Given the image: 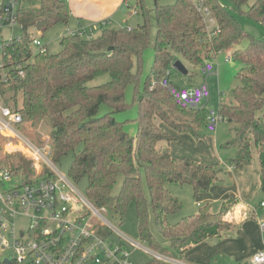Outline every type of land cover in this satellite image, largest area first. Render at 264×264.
Returning a JSON list of instances; mask_svg holds the SVG:
<instances>
[{"label":"trees","instance_id":"16d2710c","mask_svg":"<svg viewBox=\"0 0 264 264\" xmlns=\"http://www.w3.org/2000/svg\"><path fill=\"white\" fill-rule=\"evenodd\" d=\"M232 1L233 12L220 0H177L166 6L155 0L151 10L146 8L145 0H137L134 10L144 19L142 25L105 27L93 40L65 36L60 52L51 54L33 51L31 31L43 36L55 26H68L72 17L67 0H19L16 27L21 35L1 47L4 69L0 70V98L20 114L18 129L27 123L48 121L53 160L59 162L74 153L71 183L87 179V199L96 208L112 209L121 217L133 203L141 240L164 259L181 260L189 250L209 239L232 237L245 222V215L243 219L235 215L240 204L233 200L225 202L218 213L208 205L194 216L184 217L176 224L170 222L182 204L171 194L168 184L189 185L198 196L222 181L221 170L190 159H176L170 152L175 138L161 125L199 141L208 114L204 108L177 106L161 85L176 61L203 69L226 51L229 59L240 65L230 101L222 102L218 112L230 125L231 139L226 147L237 151L231 167L243 170L250 166L255 146L260 188L264 192V40L246 32L234 13L264 29V0ZM202 8H207L215 20L212 29L200 11ZM153 22L155 59L143 92L137 90L135 94L138 132L131 137L113 113L128 108L126 88L139 82L143 54L152 42ZM244 41L248 44L242 48ZM17 63L22 65L19 70L14 68ZM3 75L7 76L6 81ZM106 75L110 77L107 83L90 85ZM102 105L109 106L112 112L98 117ZM26 164L32 165V161L20 153L0 158V167L24 172L29 178L34 170ZM121 177V189L114 195ZM95 230L106 239L113 232L97 222ZM153 259L151 264H165Z\"/></svg>","mask_w":264,"mask_h":264},{"label":"rangeland","instance_id":"374dc122","mask_svg":"<svg viewBox=\"0 0 264 264\" xmlns=\"http://www.w3.org/2000/svg\"><path fill=\"white\" fill-rule=\"evenodd\" d=\"M31 1V0H28ZM177 0H159L161 5H174ZM220 2L228 7L232 12L234 11V3L232 0H220ZM70 1H67L68 7ZM137 4V0H125L124 9H120L117 15L111 21L108 26L113 29H121L125 27L134 28L144 23V19L138 14L134 7ZM145 6L151 10L155 6V0H145ZM241 27L253 35L257 39L264 40V29L257 23L252 22L245 16L234 12ZM84 27L87 25L84 23ZM152 42L145 49L142 58V67L139 74V82L137 84L130 83L126 88L125 101L128 105L127 110L123 112L113 113L115 120L123 124L124 131L131 137H136L138 132L137 119L139 117L138 106L135 103L136 91L143 92L145 88V82L147 78L152 74V68L154 64V40L156 37V26L152 23ZM77 23L71 18L68 26L58 25L45 32L43 36L36 30L31 31V38L36 37L46 45L49 53L57 54L61 50V40L67 36L68 29L75 30ZM210 29H212L210 27ZM21 32L14 26L13 28L4 27L0 28V61H1V47L3 43H7L14 36L19 37ZM100 35V31L96 33V37ZM248 44L247 41L242 42L241 47L244 48ZM35 51V48L33 49ZM229 56L227 52L221 53L215 60L212 61L214 71L212 74H203L202 68H195L187 63L185 67L190 70V76H184L173 66L169 68L167 73L173 84L180 88H185L188 83L190 85L198 83H206L210 88L209 102L205 103L204 108L207 113L211 110L219 111L221 100L227 102L230 99L231 91L236 86V76L240 65H232L229 62ZM187 69V70H188ZM217 72L219 76L217 77ZM110 80L108 75L96 78L90 83L91 86H98L107 83ZM0 105L6 106V102L0 98ZM112 109L107 105H102L98 112L99 116H104L111 113ZM162 128L166 130L164 125ZM21 133L25 135L32 143L39 145L42 143L51 144V125L48 121L40 123H27L20 129ZM167 131V130H166ZM168 132V131H167ZM171 133L175 140L170 145V152L176 159H190L206 166H212L215 169L221 170L222 181L213 185L210 191L205 195L194 194L193 188L189 185H180L178 183L168 184L167 187L171 194L177 198L181 204V210L170 217V222L176 224L180 219L184 217H190L197 214L200 208H204L208 205L212 206V210L215 213L220 212L222 205L227 201H237L239 206L235 209V215L243 219L245 215V222L242 227L237 229L232 237L212 238L206 242L189 250L184 257L179 260L185 264H244L247 263L244 259L249 253H252L253 248L260 239L259 228L261 221H264V208H261V204L264 203V192L261 191L259 177H260V162L255 148H252V162L251 165L243 170H236L231 167V161L237 157V151L234 148H227L226 144L231 139L230 125L226 121H222L217 126L215 132H210L204 125L201 129V140L196 141L190 135H181L173 132ZM17 141L11 138H6L0 135V158H4L11 155V151L18 149L20 146L15 145ZM43 144V145H44ZM13 153V152H12ZM16 156V155H13ZM74 153H69L67 156L60 159L59 162H55L53 159V165L58 171L63 174L67 179L70 178V168L73 162ZM17 163L16 160H12ZM44 164V163H43ZM40 167L44 172V165ZM30 165L31 169L35 168V171H40V168H36L37 164ZM49 168V166L47 165ZM29 168V166H28ZM46 168V167H45ZM50 169V168H49ZM36 180H40L43 177L34 176ZM1 181V176H0ZM123 178L118 179V182L114 188L113 194L117 195L121 189ZM87 179H83L79 184H74L78 191L86 196ZM7 187V185H6ZM5 187V188H6ZM5 188H2L4 190ZM146 191H148L147 184L145 185ZM103 217L110 223L114 230L129 239L130 242H124L121 237L112 232L106 239L107 243L114 246H123V249L130 254L131 264H151L153 258H157L165 264L164 260L158 258V255L162 254L152 250L151 246L141 240L138 230V218L135 205L132 203L129 205L125 215L121 217L116 215L112 209H104L102 211ZM227 219V218H226ZM23 225L27 223L26 220H22ZM91 222L96 229V221L87 220ZM99 226V225H98ZM103 232H106L105 228H102ZM109 230V229H108ZM131 242L139 243L141 247L135 248Z\"/></svg>","mask_w":264,"mask_h":264},{"label":"built area","instance_id":"2783aa9c","mask_svg":"<svg viewBox=\"0 0 264 264\" xmlns=\"http://www.w3.org/2000/svg\"><path fill=\"white\" fill-rule=\"evenodd\" d=\"M18 7L19 0H0V28L18 25ZM200 11L212 28L215 20L211 12L207 8ZM109 25L108 21L87 27L79 25L75 30L68 29L67 36L78 35L93 40L100 29ZM32 48H35L34 52H48L46 45L36 37L32 38ZM14 68L21 69V63ZM3 69L4 64L0 61V70ZM202 70L204 74H212L214 66L207 63ZM20 74L23 76L24 72L21 70ZM6 77L3 75L2 79L6 81ZM161 85L175 104L184 109H201L211 96L206 83L180 88L172 83L168 73ZM222 121H226L225 118L218 111L211 110L207 114L206 127L215 132ZM21 122L20 114L0 105V135L14 139L17 141L15 145L20 146L11 154L20 153L26 160L37 164L36 168L41 169L40 165L44 163V172L42 169L36 172L33 168V174L27 178L24 172L14 173L0 167V264H131L130 254L123 246L107 243L87 220L94 219L102 227L110 228L124 242H130L129 239L120 231L117 233L103 217V210L96 208L58 171L53 165L49 143L35 145L20 132L18 125ZM46 170L52 175L49 176ZM35 175L43 178L36 180ZM261 207L264 208V203ZM22 220L27 223L23 225ZM260 231L263 247L244 264H264V221L260 223ZM131 243L135 248L141 247L139 243ZM158 258L171 264H185L179 260Z\"/></svg>","mask_w":264,"mask_h":264},{"label":"crops","instance_id":"0c3cea01","mask_svg":"<svg viewBox=\"0 0 264 264\" xmlns=\"http://www.w3.org/2000/svg\"><path fill=\"white\" fill-rule=\"evenodd\" d=\"M67 1L71 2L69 9H70L72 19H74L77 23L76 28H78L79 25L84 27V25H83L84 23L87 26H91V25L98 23V22H101V21H108L111 24V21L117 15L118 11L121 8L124 9L123 4L125 3V0H67ZM227 56L230 57L229 52H227ZM229 62H231L232 65H235V66L237 65L236 63H234L230 59H229ZM202 73H203V70H202ZM216 75H217V77L219 76L218 72ZM189 76H190V70L188 69L187 77H189ZM202 83L203 82L198 83V84H194V85H190L191 83L190 84L188 83L186 88L197 87V86L201 85ZM220 100L222 102H226V101H224L225 99L222 100L220 98ZM229 101H230V99L227 100V102H229ZM163 127H164V125H163ZM165 127H166V130L168 132L175 133L173 130H171L167 126H165ZM254 148H255V146H254ZM255 150H256V148H255ZM259 183H260V177H259ZM241 227H242V225H241ZM259 234H260V239H259L258 243L255 245V247L253 248L252 253H249L244 258L246 260V262H248L251 259V257L255 253H257L258 251H260L263 247V236H262V233L260 231V228H259Z\"/></svg>","mask_w":264,"mask_h":264},{"label":"water","instance_id":"95a60500","mask_svg":"<svg viewBox=\"0 0 264 264\" xmlns=\"http://www.w3.org/2000/svg\"><path fill=\"white\" fill-rule=\"evenodd\" d=\"M112 48H110L109 50H111ZM173 67L178 70L181 74H183L184 76H187L188 75V70L187 68L185 67L184 63L181 62V61H176L174 64H173Z\"/></svg>","mask_w":264,"mask_h":264}]
</instances>
